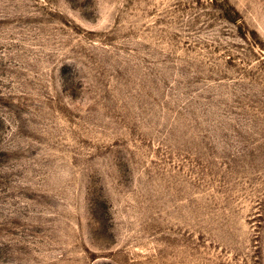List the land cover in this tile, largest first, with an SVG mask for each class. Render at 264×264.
Masks as SVG:
<instances>
[{"label": "rangeland", "instance_id": "374dc122", "mask_svg": "<svg viewBox=\"0 0 264 264\" xmlns=\"http://www.w3.org/2000/svg\"><path fill=\"white\" fill-rule=\"evenodd\" d=\"M0 264H264V0H0Z\"/></svg>", "mask_w": 264, "mask_h": 264}]
</instances>
